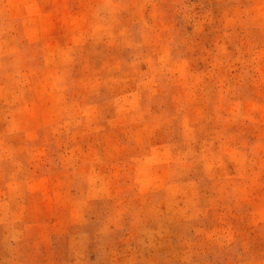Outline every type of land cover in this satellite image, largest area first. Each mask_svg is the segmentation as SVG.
Segmentation results:
<instances>
[{"label":"rangeland","instance_id":"374dc122","mask_svg":"<svg viewBox=\"0 0 264 264\" xmlns=\"http://www.w3.org/2000/svg\"><path fill=\"white\" fill-rule=\"evenodd\" d=\"M0 264H264V0H0Z\"/></svg>","mask_w":264,"mask_h":264}]
</instances>
